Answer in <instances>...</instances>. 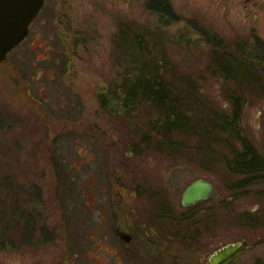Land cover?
<instances>
[{
    "label": "rangeland",
    "instance_id": "374dc122",
    "mask_svg": "<svg viewBox=\"0 0 264 264\" xmlns=\"http://www.w3.org/2000/svg\"><path fill=\"white\" fill-rule=\"evenodd\" d=\"M149 1L46 0L0 65V264H204L203 255L244 241L223 264H264V184L235 187L239 177L226 165L242 149L234 135L210 151L176 135L183 149L175 153L158 152L154 138L135 154L153 111L117 116L97 99L131 60L164 59L168 79L192 85L178 81V93L201 95L203 117L230 118L239 97L244 134L264 157V71L236 52L253 38L264 42V0H169L177 18L166 25ZM122 30L134 59L115 50ZM203 32L255 74L225 80ZM198 179L214 184L210 199L182 206ZM249 214L261 225L245 227ZM118 230L134 234L131 243Z\"/></svg>",
    "mask_w": 264,
    "mask_h": 264
},
{
    "label": "trees",
    "instance_id": "16d2710c",
    "mask_svg": "<svg viewBox=\"0 0 264 264\" xmlns=\"http://www.w3.org/2000/svg\"><path fill=\"white\" fill-rule=\"evenodd\" d=\"M146 7L151 13L157 15L164 25L172 23L177 18L172 12L169 0H150ZM210 34L211 36L206 34L204 37L214 43L217 48L213 52L212 62L216 65L218 74L223 75L225 80L234 76L240 77L241 75V78H246L255 74L253 70L237 61L238 56L234 58L224 54L222 40L213 36V33ZM143 40L140 34L135 36V45L141 53ZM128 44V36L123 30L119 31L115 35V50L123 51V47ZM126 47L128 57L134 59L133 47ZM126 49L124 47V50ZM236 52L242 58V62L244 60L257 61L261 68L259 73L264 71V42L253 38L248 44L238 45ZM163 60L161 62L131 60L129 68H122L114 80L112 79L108 84H102L97 91V99L101 108L117 116L131 117L138 112L140 107H147L153 111L154 117L147 127L148 133L142 136V143L133 146L132 152L140 154L142 146L146 149L153 148L150 141L154 138L160 140L154 147L158 152H179L183 149V144L174 140L176 135L197 137L202 145H205V149L210 151L211 145H219L222 142V135L229 132L240 142L242 148L233 153L232 158L226 160L230 173L239 177L235 187L244 190L264 184V157L244 134L241 126L243 109L241 99L239 97L232 99L233 112L228 119L223 118L219 112L214 110H209L208 114L203 117L201 112L203 102L201 104V99L199 100L201 95L197 93L192 95L191 92L178 93V81L185 87L192 85L184 78L177 79V82L168 79L167 74L172 73V67L169 61L164 62ZM191 208H196V206ZM241 220L245 227L256 228L261 225L252 214L242 215ZM240 251L241 249L238 252Z\"/></svg>",
    "mask_w": 264,
    "mask_h": 264
},
{
    "label": "water",
    "instance_id": "95a60500",
    "mask_svg": "<svg viewBox=\"0 0 264 264\" xmlns=\"http://www.w3.org/2000/svg\"><path fill=\"white\" fill-rule=\"evenodd\" d=\"M45 0H0V65L8 54L28 36L30 26L40 13ZM214 191V184L207 179L192 182L183 192L180 200L184 207H194L208 201ZM236 242L221 247L212 254H206L209 264H222L230 260L243 246Z\"/></svg>",
    "mask_w": 264,
    "mask_h": 264
},
{
    "label": "flooded vegetation",
    "instance_id": "af4514ba",
    "mask_svg": "<svg viewBox=\"0 0 264 264\" xmlns=\"http://www.w3.org/2000/svg\"><path fill=\"white\" fill-rule=\"evenodd\" d=\"M45 5H46V0H45V4H44L43 8L45 7ZM43 8L41 9V11L43 10ZM41 11H40V13H41ZM40 13H39V14H40ZM39 14H38V15H39ZM36 18H37V17H36ZM36 18H35V20H36ZM35 20L32 22V24H31V26H30L29 34H30V31H31V27H32L33 23L35 22ZM29 34H28V36H29ZM206 34H207L206 32H203V34H202L203 37H204V35H206ZM28 36H27V37H28ZM213 36H216V35L213 34ZM27 37H26V39H27ZM216 37H217V36H216ZM26 39H25V40H26ZM25 40H24V41H25ZM24 41H23V42H24ZM23 42H22V43H23ZM22 43H21V44H22ZM182 206H183V205H182ZM118 233H119V235H120L123 239H125V240H126L127 242H129V243H131V241L133 240V238H134V236H135L134 234L132 235V234H129V233H125V232H123V231H121V230H118ZM154 241H155V240H154ZM142 246H143V245H142ZM160 255H162V254L160 253ZM161 257H162V256H161ZM157 260H158V259H157ZM161 261H162V259H160V261L158 260V263H159V264H168V263H164L163 261H162V262H161ZM202 262H203L204 264H209V259L206 258L205 255H203V257H202Z\"/></svg>",
    "mask_w": 264,
    "mask_h": 264
}]
</instances>
